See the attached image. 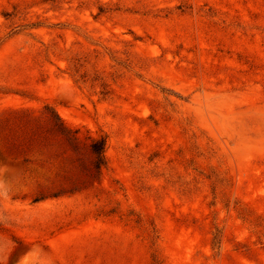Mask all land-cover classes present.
<instances>
[{"label":"rangeland","instance_id":"rangeland-1","mask_svg":"<svg viewBox=\"0 0 264 264\" xmlns=\"http://www.w3.org/2000/svg\"><path fill=\"white\" fill-rule=\"evenodd\" d=\"M0 264H264V0H0Z\"/></svg>","mask_w":264,"mask_h":264},{"label":"trees","instance_id":"trees-1","mask_svg":"<svg viewBox=\"0 0 264 264\" xmlns=\"http://www.w3.org/2000/svg\"><path fill=\"white\" fill-rule=\"evenodd\" d=\"M56 126H58L56 124ZM58 131L64 134V131L61 127H58ZM67 141L70 143L71 146H74L71 139L68 137ZM106 139L104 137L92 139L89 145V151L92 158V167L97 176L101 175L103 168L106 167Z\"/></svg>","mask_w":264,"mask_h":264}]
</instances>
